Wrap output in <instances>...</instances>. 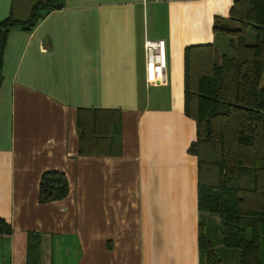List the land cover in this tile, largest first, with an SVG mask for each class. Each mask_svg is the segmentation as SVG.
<instances>
[{"label": "crops", "instance_id": "crops-1", "mask_svg": "<svg viewBox=\"0 0 264 264\" xmlns=\"http://www.w3.org/2000/svg\"><path fill=\"white\" fill-rule=\"evenodd\" d=\"M233 1L63 0L30 30H8L0 218L12 233L0 236V264H24L31 231L40 237L39 264H203L184 49L220 44L213 26L228 18ZM32 2L0 0V22L12 11L26 19ZM158 39L165 42L167 81L152 85L144 43ZM80 108L120 112L110 153L79 154ZM46 170H61L69 190L41 203ZM204 220L207 230L219 225L217 216ZM215 240L217 252L232 250L238 259Z\"/></svg>", "mask_w": 264, "mask_h": 264}, {"label": "trees", "instance_id": "trees-1", "mask_svg": "<svg viewBox=\"0 0 264 264\" xmlns=\"http://www.w3.org/2000/svg\"><path fill=\"white\" fill-rule=\"evenodd\" d=\"M63 0H34L21 20L13 11L0 22L2 51L8 30H30ZM220 44L184 49V113L196 124L188 152L197 160L198 243L203 264H220L205 235L204 218L217 216L220 243L238 253L237 264H264V0H234L229 16L216 20ZM120 112L80 108L79 154L110 153L120 135ZM39 202L64 198L69 190L61 170L39 180ZM12 233L0 218V236ZM40 237L28 232L24 264H39Z\"/></svg>", "mask_w": 264, "mask_h": 264}, {"label": "built area", "instance_id": "built-area-1", "mask_svg": "<svg viewBox=\"0 0 264 264\" xmlns=\"http://www.w3.org/2000/svg\"><path fill=\"white\" fill-rule=\"evenodd\" d=\"M146 78L148 84H164L167 81L164 40H146L144 43Z\"/></svg>", "mask_w": 264, "mask_h": 264}, {"label": "rangeland", "instance_id": "rangeland-1", "mask_svg": "<svg viewBox=\"0 0 264 264\" xmlns=\"http://www.w3.org/2000/svg\"><path fill=\"white\" fill-rule=\"evenodd\" d=\"M220 42H221V40H220ZM211 227H214V223L210 224L208 230H207V226H205L204 232H205V235H207V232H208L209 235H207V236L209 237V239L212 240L213 242H215V239H217V238L219 239V234H218V232L215 229L212 231ZM229 252L230 253H228V254H226L224 252H221V251L218 252L222 264H233V260H232L233 256H235V261L237 262V255L232 253L233 252L232 250H229Z\"/></svg>", "mask_w": 264, "mask_h": 264}]
</instances>
